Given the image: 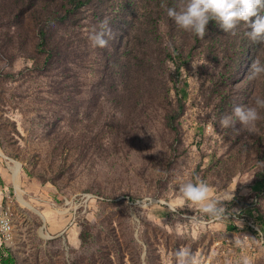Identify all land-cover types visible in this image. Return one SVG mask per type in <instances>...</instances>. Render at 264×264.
Segmentation results:
<instances>
[{"label": "rangeland", "instance_id": "rangeland-1", "mask_svg": "<svg viewBox=\"0 0 264 264\" xmlns=\"http://www.w3.org/2000/svg\"><path fill=\"white\" fill-rule=\"evenodd\" d=\"M171 2L178 9L180 0ZM157 7L106 0L82 9L86 19L60 32L61 55L49 64L29 26L13 50H0V247L18 264H174L182 246L200 264H242L245 256L264 264V109L252 131L219 124L264 98V76L247 78L254 60L264 63V44L244 24L233 36L210 22L203 39L162 24V41L148 44ZM105 20L108 46L93 47L89 37ZM161 47L184 60L151 70L148 54ZM168 81L188 82L180 134L165 122ZM197 177L213 197L234 192L223 205L228 219L180 201L179 186Z\"/></svg>", "mask_w": 264, "mask_h": 264}, {"label": "clouds", "instance_id": "clouds-1", "mask_svg": "<svg viewBox=\"0 0 264 264\" xmlns=\"http://www.w3.org/2000/svg\"><path fill=\"white\" fill-rule=\"evenodd\" d=\"M179 9V10H178ZM178 9L168 7L167 16L174 20L175 24L203 39L206 35V28L210 21L226 34L235 36L237 28L244 24L248 31L245 35L254 43L264 44V0H180ZM111 29L108 28L107 20L102 21L99 30L93 29L89 39L93 47L105 48L111 38ZM264 76V63L254 60L250 65L248 79L255 80ZM255 106H236L231 115H225L219 120L222 128H233L236 134L237 122L242 128L252 131L256 122L261 119L259 109H264V98H255ZM264 168V162L259 163ZM179 199L182 203L196 205L200 213L213 220L221 221L230 216L229 209L224 202H231L234 199V192H226L219 197H213V188L197 177L195 183L188 182L179 186ZM171 208V205H169ZM175 211V209H172ZM235 212V209H232ZM197 223L195 216L190 217ZM237 245L240 244L236 240ZM174 264H200L197 254L189 247L182 246L173 253ZM242 264H252L251 259L245 256Z\"/></svg>", "mask_w": 264, "mask_h": 264}, {"label": "trees", "instance_id": "trees-1", "mask_svg": "<svg viewBox=\"0 0 264 264\" xmlns=\"http://www.w3.org/2000/svg\"><path fill=\"white\" fill-rule=\"evenodd\" d=\"M104 1L106 0H0V50L3 52L13 50L23 27L29 26L35 32L36 38L32 40L34 46L49 54L48 64L52 61L56 62L63 48L60 32L65 26H77L86 19L81 13L82 9L96 7ZM171 4V0H158V7L151 12L147 25L154 29L153 33H148V44L162 41L159 33L162 24L173 30L175 22L167 16L166 11ZM210 24L216 26L214 21H210ZM246 48L248 55L251 50L249 51V47ZM242 50L239 53L240 58L245 55ZM148 55L151 70L169 68L167 66L170 63L178 66V63L184 60V55L179 53L177 48L172 51L169 47H161L157 52L151 51ZM177 82L175 81L172 87L169 81L165 82L168 98V104L165 105V122L167 127L180 134V119L186 112L188 82L184 81L185 86H180ZM234 82L238 81L234 80ZM171 91L176 99H169ZM225 99L226 95L223 94L222 102ZM249 213L252 214V211ZM81 239L86 241L85 231H82ZM5 248L0 247V264H18L16 256Z\"/></svg>", "mask_w": 264, "mask_h": 264}, {"label": "bare ground", "instance_id": "bare-ground-1", "mask_svg": "<svg viewBox=\"0 0 264 264\" xmlns=\"http://www.w3.org/2000/svg\"><path fill=\"white\" fill-rule=\"evenodd\" d=\"M0 155L3 156V157L5 156L3 151L1 150V148H0ZM13 171H14V176H15V180H16V183H17V186H18L19 193L21 194V187L20 186H21V177H22V172H23L22 171V166L20 164L16 163L15 166L13 167ZM21 200H22L23 204L30 206L22 198H21Z\"/></svg>", "mask_w": 264, "mask_h": 264}, {"label": "built area", "instance_id": "built-area-1", "mask_svg": "<svg viewBox=\"0 0 264 264\" xmlns=\"http://www.w3.org/2000/svg\"><path fill=\"white\" fill-rule=\"evenodd\" d=\"M1 226L4 230V232H7L9 233L10 232V228H9V225H8V219L4 218L2 221H1Z\"/></svg>", "mask_w": 264, "mask_h": 264}, {"label": "water", "instance_id": "water-1", "mask_svg": "<svg viewBox=\"0 0 264 264\" xmlns=\"http://www.w3.org/2000/svg\"><path fill=\"white\" fill-rule=\"evenodd\" d=\"M44 219V218H43ZM44 237H45V235H44ZM46 238V237H45ZM46 239H49V237L48 238H46Z\"/></svg>", "mask_w": 264, "mask_h": 264}]
</instances>
